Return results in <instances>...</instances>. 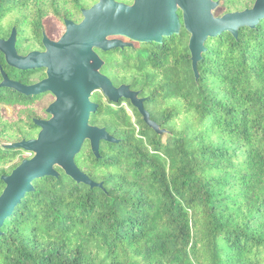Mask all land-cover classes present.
I'll return each mask as SVG.
<instances>
[{
  "label": "trees",
  "instance_id": "16d2710c",
  "mask_svg": "<svg viewBox=\"0 0 264 264\" xmlns=\"http://www.w3.org/2000/svg\"><path fill=\"white\" fill-rule=\"evenodd\" d=\"M95 1L0 0V37L15 27L19 52L43 49L48 16L64 27ZM189 35L182 25L160 40L96 48L101 70L140 89L166 131L151 128L129 99L95 90L89 121L115 140H101L96 154L86 139L75 161L102 185L57 165L58 174L34 177L0 224V264H264V13L209 35L198 75ZM2 70L23 83L45 76L44 67L8 64L0 50V193L2 174L25 158L8 144L37 136L34 119L49 117L53 97L1 84Z\"/></svg>",
  "mask_w": 264,
  "mask_h": 264
},
{
  "label": "water",
  "instance_id": "95a60500",
  "mask_svg": "<svg viewBox=\"0 0 264 264\" xmlns=\"http://www.w3.org/2000/svg\"><path fill=\"white\" fill-rule=\"evenodd\" d=\"M219 3L220 0H97L82 8L81 20L65 18V30L59 38L53 39L44 31L43 49L19 52L15 27L8 37H0V50L8 64L21 69L45 68V76L32 83L12 79L2 70L1 84L24 94L50 91L54 96L46 107L49 117L34 119L40 127L37 136L8 144L32 155L1 176L5 186L0 193V224L32 188V179L58 174L56 165L78 181L102 185L92 180L75 161L86 139L96 154L101 140H115L105 126L89 121L97 107V102L92 100L95 90L114 101L120 97L129 99L151 128L158 133L166 131L150 117L140 89H133L126 82L116 85L101 70L104 59L96 48L108 50L131 45L133 41L160 40L164 34L178 31L183 25L190 34L188 47L193 70L198 75L197 63L209 35L223 29L236 32L240 25H252L264 13V0L217 15L215 9Z\"/></svg>",
  "mask_w": 264,
  "mask_h": 264
},
{
  "label": "rangeland",
  "instance_id": "374dc122",
  "mask_svg": "<svg viewBox=\"0 0 264 264\" xmlns=\"http://www.w3.org/2000/svg\"><path fill=\"white\" fill-rule=\"evenodd\" d=\"M121 1H125V2H132V0L131 1H126V0H121ZM255 1V0H254ZM221 2H222V0H221ZM254 3V2H253ZM252 4V3H251ZM92 5V4H91ZM90 6V5H89ZM87 7V6H86ZM244 9V8H243ZM238 10V9H237ZM225 12H227L226 11V7L224 6V5H220V6H218L216 9H215V14H217V15H220V14H223V13H225ZM46 26H47V33H48V35L51 37V38H53V39H57V38H59L60 37V35L63 33V31L65 30V23H64V27H61V25L58 23V21L55 19V18H53L52 16H48L47 18H46ZM32 41L31 40H28L25 44H24V48H26V47H28V45L31 43ZM26 53V52H25ZM53 95V94H52ZM53 98H54V96L52 97V99H51V101L53 100ZM50 101V102H51ZM49 102V103H50ZM8 111H9V114H11L12 113V109L11 108H9L8 109ZM32 155V153L31 152H29V151H26V150H23L22 152H21V156H24V157H30ZM16 160V159H15ZM15 160H13V162L15 161ZM8 165V164H7Z\"/></svg>",
  "mask_w": 264,
  "mask_h": 264
}]
</instances>
